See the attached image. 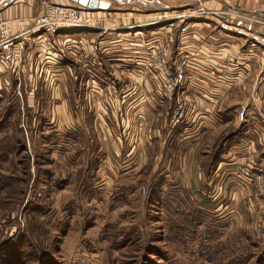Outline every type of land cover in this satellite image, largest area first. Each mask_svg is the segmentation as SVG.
I'll list each match as a JSON object with an SVG mask.
<instances>
[{"label": "rangeland", "instance_id": "obj_1", "mask_svg": "<svg viewBox=\"0 0 264 264\" xmlns=\"http://www.w3.org/2000/svg\"><path fill=\"white\" fill-rule=\"evenodd\" d=\"M178 1L163 11L154 8L156 1L152 8L115 7L104 19L137 23L138 29L149 21L144 46L158 43L173 65L183 52H177L183 48L180 26L200 18L183 16L194 5ZM135 65L144 70L139 61ZM145 76L155 88L150 72ZM13 80L10 74L0 83V264H264V241L254 230L261 200L253 185L247 190L256 203L234 194L236 203L226 207L224 196L217 206L205 190H186L178 177L153 173L149 160L125 171L121 155L98 173L96 142L86 128L91 116L85 120L73 112L76 123H86L84 134H64L69 112L52 107V95L36 93L32 100L29 91L24 98L15 82L12 89ZM138 145L139 154L148 151ZM249 157L255 162V156L237 151L233 167ZM234 168L233 184L240 189L243 180Z\"/></svg>", "mask_w": 264, "mask_h": 264}, {"label": "crops", "instance_id": "obj_2", "mask_svg": "<svg viewBox=\"0 0 264 264\" xmlns=\"http://www.w3.org/2000/svg\"><path fill=\"white\" fill-rule=\"evenodd\" d=\"M51 1L73 5L89 0ZM93 1L95 7H87L104 19L111 8H152L151 2L156 1L154 8L163 11L171 0ZM178 2L196 4V0ZM200 3L220 11L212 17L189 21L182 40L191 62L181 86L170 93L155 90L146 81V72L136 69L137 60L145 54L149 21L138 29L137 23H116L107 18L99 19L98 26L59 28L53 39L35 37L29 41L24 35L17 37L22 47L12 73V89L15 82L24 98L30 91L32 100L36 93L52 95V107L69 112L70 124L64 125V134L83 135L86 123L82 119L90 115L92 122L86 128L96 142L98 173L106 171L104 166L114 165L118 158L127 160L125 171H135L142 160H149L154 165L153 173L159 170L168 178L178 177L186 190H205L209 203L217 206H222L218 200L224 196L225 206L226 202L232 206L236 203L234 194L244 197L249 193L247 186L239 189L233 184L230 171L236 152L255 156L257 166L264 170V53L251 44L247 34L227 30L219 20L241 22L234 12L264 18V0ZM188 10V6L183 9ZM222 10L231 13L227 15ZM38 12L37 0H16L0 9L1 14L10 17L12 33L29 26L31 17ZM256 30L264 33V24L256 26ZM26 34L33 36L36 31ZM76 95L82 97V102L76 101ZM178 101L184 105V115L172 122L170 111ZM73 112L82 117L78 123ZM140 142L147 147L144 154L138 153ZM122 145L127 151L121 152ZM247 198L250 204L258 200L250 195Z\"/></svg>", "mask_w": 264, "mask_h": 264}, {"label": "built area", "instance_id": "obj_3", "mask_svg": "<svg viewBox=\"0 0 264 264\" xmlns=\"http://www.w3.org/2000/svg\"><path fill=\"white\" fill-rule=\"evenodd\" d=\"M16 0H0V9ZM39 12L31 17L29 26L22 30L12 33L10 17L0 13V83L7 82L10 74L14 73V68L21 55V44L16 38L24 35L27 40L31 41L35 37L53 39L56 31L65 26H98L99 18L94 15L85 4H66L51 0H37ZM194 7H189L183 16L191 17H212L220 10L207 8L201 5L200 0H196ZM223 13L230 15L231 11L222 10ZM238 15L241 22L233 23L227 20H219V25L232 30L238 34H247L251 44L258 46L261 53H264V33L256 30V26L264 24V18L252 14L234 12ZM36 31V34L29 36V31ZM188 24L180 26V39L188 32ZM183 41V40H182ZM173 61V65L168 62L165 50L158 43L152 40L146 42L145 54L139 61L146 72H150L155 81V88L159 92L170 93L177 87L181 86L186 77V70L189 67L190 56L184 47H178L177 52H181ZM184 115V105L181 101L170 111V120L178 122L179 118ZM238 169V172H237ZM260 167L250 157L240 164H236L234 170L236 175L243 180V186L253 185L257 194L260 196V206H258L261 216L255 222L254 230L257 237L264 241V174L259 173Z\"/></svg>", "mask_w": 264, "mask_h": 264}, {"label": "water", "instance_id": "obj_4", "mask_svg": "<svg viewBox=\"0 0 264 264\" xmlns=\"http://www.w3.org/2000/svg\"><path fill=\"white\" fill-rule=\"evenodd\" d=\"M82 4H86L88 7H95V2L93 0H89L88 2L86 1H81Z\"/></svg>", "mask_w": 264, "mask_h": 264}]
</instances>
